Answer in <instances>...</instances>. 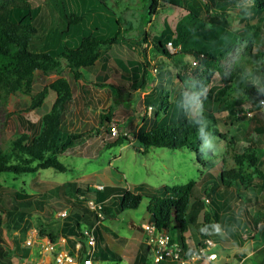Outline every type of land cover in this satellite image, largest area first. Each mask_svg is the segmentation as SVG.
Returning a JSON list of instances; mask_svg holds the SVG:
<instances>
[{"label":"rangeland","instance_id":"obj_1","mask_svg":"<svg viewBox=\"0 0 264 264\" xmlns=\"http://www.w3.org/2000/svg\"><path fill=\"white\" fill-rule=\"evenodd\" d=\"M29 2L37 8L31 23L37 30L38 43L30 46L32 50H54L64 41L73 44L80 35L79 30H93L94 26L108 34L116 25L82 22L78 24L79 28L74 22L67 29L63 15L75 9L71 0ZM105 2L117 17L119 32L126 41L100 46L94 63L80 67L85 75L82 84L89 90L86 94L89 103H81L76 99L79 79H73L67 67L62 69V75L70 83L73 101L70 99L62 110L60 139L68 132L81 133L72 146L57 154V159L66 169L58 171L46 167L20 174L0 172V186L8 193L13 192L12 195H6L0 189V247L4 251L0 256V264H44L47 253H40L39 246L33 241L27 243V240H32L38 226H62L65 221L58 212L63 209L68 211L71 199L62 189L54 190L56 185L75 181L78 186L88 184L95 188L99 184L117 185L130 190L140 185L145 191L160 193L164 185L182 184L188 180L196 182L204 174L207 168L196 161L192 151L150 146L146 152H142L137 145L135 134L154 124L158 94H163L165 89L168 91V100L175 108H199L198 100H209L217 132L226 138L233 136L237 151H241L245 145L253 147L261 163L259 166L264 170V133L258 135L252 130V111L246 92L242 90L245 78L249 84L264 90V58L260 55V51H264V43L253 38L249 33L252 28L246 26L260 21L264 14L229 12L225 17L227 28L240 39L223 57L211 58L202 54L198 47L205 40L197 33L196 36L192 34L187 37L189 42L186 38L190 45L183 42L180 49L179 46L167 45L166 49L171 55H164L153 46L152 36L159 34L164 23L173 28L185 14L184 5H159L156 12L147 18L144 17L147 0ZM214 3L207 2L208 10L201 8L202 17L206 19L216 15ZM262 38L264 40V35ZM184 47L193 48L184 50ZM131 64H137L139 77L145 74L142 87L139 86L141 79L133 83L129 80L127 68ZM143 69L147 73L143 74ZM176 74L182 77V81ZM55 77L53 73L35 70L32 90L40 89ZM53 96V91L49 90L40 106L26 109L29 102L27 95H9L5 108L0 106V146H6L8 139L15 133L31 132L40 114L49 109ZM148 105L151 110L145 112ZM259 111L264 116V102L260 104ZM104 112L110 121L100 119L99 114ZM111 125L115 126L114 132L110 130ZM122 134L127 137V141L116 143L117 136ZM203 184V180L194 184L190 200L201 193ZM251 184L256 186L257 202L264 206V187L260 180L253 178ZM218 190H226L229 196L234 194L233 187L219 186ZM205 196L201 195L200 198L206 206ZM38 197L43 200L41 210L34 205ZM231 204L235 208L234 200ZM248 209L251 211L253 207L249 206ZM112 211L97 224L105 243L119 254L120 259L93 260L92 264H132L139 243L146 240L141 223L148 221L143 197L135 209H123L116 214ZM262 230L264 222L256 228V235ZM256 235L254 238H244L239 246L231 248L216 244L212 259L198 260L196 264H264V234L262 240H256ZM185 236V240L190 243L193 237L189 233H185ZM66 241L71 246V241ZM148 256L151 264H155L150 248Z\"/></svg>","mask_w":264,"mask_h":264},{"label":"trees","instance_id":"obj_2","mask_svg":"<svg viewBox=\"0 0 264 264\" xmlns=\"http://www.w3.org/2000/svg\"><path fill=\"white\" fill-rule=\"evenodd\" d=\"M203 1L147 0L144 6V17L147 18L156 12L159 5H184L185 14L176 21L173 28L164 23L159 34L152 36V44L159 52L171 55L166 49L168 41L180 49L183 42L188 44V38L192 34L196 36L197 33L205 40L201 47H198L202 54L211 58L223 57L240 39L227 28L225 17L229 12L236 11L241 15L264 14V0ZM71 2L75 9L63 15L67 29L74 22L77 25L82 22L87 24L108 22L116 25L108 34L100 32L94 26L93 30H79L80 35L73 44L64 41L54 50H32L30 46L38 43L37 30L31 23L37 8L32 6L29 0H0V106L5 108L9 95L17 97L27 95L29 102L26 109H34L40 106L49 90L55 94L49 109L40 114L31 132L15 133L8 139L6 146H0V172L20 174L46 167L58 171L66 169L57 159V154L72 146L81 133L68 132L60 139L61 113L72 97L70 83L62 75V69L64 66L67 67L73 79H81L82 73L79 68L94 63L98 58L100 46L126 41L119 32L117 17L105 0ZM207 2L216 3L218 17L211 15L205 19L201 16L202 7L208 10ZM262 20L264 21V16L260 21L246 26L252 28L249 33L253 38L264 43ZM250 45L251 42L248 43V46ZM260 55L264 58L263 50L260 51ZM34 70L45 74L53 73L56 77L40 89L32 90ZM127 72L130 74L131 83L139 79L142 83L145 80L144 73H147L143 69L144 76L139 77L137 64L128 66ZM176 76L182 81L179 74ZM245 76L246 73L243 74V77ZM141 83L139 86L142 87L144 83ZM232 88L237 89L235 86ZM242 90L246 92L250 103L249 109L252 111L251 128L256 134H263L264 116L259 107L264 102V90L249 84L246 78L243 80ZM162 93L158 94L155 104L154 124L149 129L137 131L135 134L139 149L142 152H146L150 146L187 149L194 153L196 161L201 166L207 168L204 174L196 182L188 180L182 184L164 185L160 193L145 191L140 185L133 187V190L117 185L96 189L88 184L78 186L75 181L63 182L56 185L54 190L62 189L63 193L68 195L71 199L69 203L71 208L69 207L62 226H38L39 235H45L51 241L59 236L68 239L70 236L81 237L80 224L92 226L96 218L94 212L86 207L87 200L99 203L104 218L110 214V210L116 214L123 209H135L143 197L147 222L153 224L157 230L164 229L170 241L179 242L184 256L203 247L205 239L226 248L238 246L242 239L252 235L257 223L264 222V206L257 202L256 186L251 184L253 178H257L264 187V170L259 166L261 163L254 148L245 145L241 151H237L233 136L226 138L217 132L209 100H198L199 108L183 110L181 107H173L168 100L166 89ZM99 117L110 121L106 112L99 114ZM124 141H127L124 134L117 136L116 143ZM202 180L204 184L200 188L201 193L194 195L195 197L190 200L194 184H199ZM219 186L233 187V196L227 195L226 190H218ZM0 189L6 195L13 194L1 186ZM201 195H206V206L200 198ZM232 200L236 203L235 208L232 207ZM42 204L41 197L34 201L39 210ZM249 206L253 207L251 211L248 209ZM1 223L0 216V227ZM92 233L94 236L92 261L120 259L119 254L105 243L98 224H94ZM185 233L193 237L190 243L185 240ZM148 248V245L141 241L132 264H151ZM3 253L0 247V256ZM155 264L178 263L160 260Z\"/></svg>","mask_w":264,"mask_h":264},{"label":"built area","instance_id":"obj_3","mask_svg":"<svg viewBox=\"0 0 264 264\" xmlns=\"http://www.w3.org/2000/svg\"><path fill=\"white\" fill-rule=\"evenodd\" d=\"M170 45V41L166 46ZM151 110L148 105L146 112ZM111 132L115 131V126H110ZM103 185H95L96 189H101ZM207 200V199H205ZM89 210L94 212L96 218L94 224H97L102 219L99 203H94L91 200L85 201ZM68 208V207H67ZM68 211L65 209L58 212L60 218H64ZM88 226L84 223L80 224L81 237L70 236L71 246L68 245L66 237L59 236L56 240L51 241L45 235H39L37 232L33 234L32 240L35 245L39 246L40 253H47L45 255L44 264H92V251L94 249V236L92 233L93 226ZM146 234V244L151 249V258L154 263L160 260L175 261L178 264H196L198 260L206 259L209 261L213 257L211 248L214 243L210 239H205L204 246L197 251H192L188 256L183 255V249L179 242L170 241L165 230H157L151 223H142Z\"/></svg>","mask_w":264,"mask_h":264},{"label":"crops","instance_id":"obj_4","mask_svg":"<svg viewBox=\"0 0 264 264\" xmlns=\"http://www.w3.org/2000/svg\"><path fill=\"white\" fill-rule=\"evenodd\" d=\"M79 70H80V68H79ZM35 71V70H34ZM81 71V70H80ZM81 73H82V78H84V74H83V72L81 71ZM33 74H34V72H33ZM82 78L81 79H79V87H78V91L79 92H77V95H76V99L77 100H80V102L82 103V102H84V103H86V102H88L89 101V98H88V96L86 95L87 94V92H89V90H88V87H86V86H83V84H82ZM49 92V91H48ZM54 93V92H53ZM47 95V94H46ZM54 96H55V94H54ZM54 96H53V99H54ZM71 100L73 101V98H71ZM52 103V102H51ZM89 103V102H88ZM51 105V104H50ZM48 110V109H47ZM46 110V111H47ZM258 224H260V222L259 223H257L256 224V227H255V231H256V228L259 226ZM253 232L252 233V235H250L248 238H254L255 237V235H256V232ZM262 233V234H261ZM264 234V231L262 230V232H260V233H257V235H256V240H262V235ZM242 238H244V235H242ZM247 238V237H246ZM243 240V239H242ZM239 246V245H238Z\"/></svg>","mask_w":264,"mask_h":264},{"label":"clouds","instance_id":"obj_5","mask_svg":"<svg viewBox=\"0 0 264 264\" xmlns=\"http://www.w3.org/2000/svg\"><path fill=\"white\" fill-rule=\"evenodd\" d=\"M205 199H207V198H204V200H205ZM205 201H207V200H205ZM141 223H149V222H141ZM258 225H259V224H258ZM145 243H146V242H145ZM213 243H214V242H213ZM214 245H215V243H214ZM214 245H213V247H214ZM213 247L211 248L212 253H213V249H214Z\"/></svg>","mask_w":264,"mask_h":264}]
</instances>
